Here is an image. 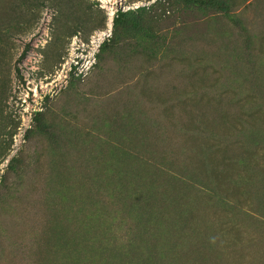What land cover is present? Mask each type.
Listing matches in <instances>:
<instances>
[{
    "label": "rangeland",
    "instance_id": "1",
    "mask_svg": "<svg viewBox=\"0 0 264 264\" xmlns=\"http://www.w3.org/2000/svg\"><path fill=\"white\" fill-rule=\"evenodd\" d=\"M197 1L0 0V264H264V0Z\"/></svg>",
    "mask_w": 264,
    "mask_h": 264
},
{
    "label": "trees",
    "instance_id": "2",
    "mask_svg": "<svg viewBox=\"0 0 264 264\" xmlns=\"http://www.w3.org/2000/svg\"><path fill=\"white\" fill-rule=\"evenodd\" d=\"M197 3H199L205 7L217 9V10H219L225 14H228L230 11L229 5L225 1H222V0H199V1H197ZM122 20H123L122 13L119 12L118 16L115 18L114 23L116 24L117 22L122 21ZM234 22L237 25H240V23L235 19H234ZM36 122H37V127L41 131H47L48 127L45 124H43L40 113L36 114Z\"/></svg>",
    "mask_w": 264,
    "mask_h": 264
},
{
    "label": "bare ground",
    "instance_id": "3",
    "mask_svg": "<svg viewBox=\"0 0 264 264\" xmlns=\"http://www.w3.org/2000/svg\"><path fill=\"white\" fill-rule=\"evenodd\" d=\"M199 262V261H198ZM205 263V262H204ZM204 263H202V264H204Z\"/></svg>",
    "mask_w": 264,
    "mask_h": 264
}]
</instances>
